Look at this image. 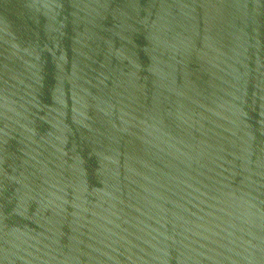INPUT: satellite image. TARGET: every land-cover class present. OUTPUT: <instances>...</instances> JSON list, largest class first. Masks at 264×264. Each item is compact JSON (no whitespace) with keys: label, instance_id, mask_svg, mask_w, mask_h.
Listing matches in <instances>:
<instances>
[{"label":"water","instance_id":"1","mask_svg":"<svg viewBox=\"0 0 264 264\" xmlns=\"http://www.w3.org/2000/svg\"><path fill=\"white\" fill-rule=\"evenodd\" d=\"M0 264H264V0H0Z\"/></svg>","mask_w":264,"mask_h":264}]
</instances>
